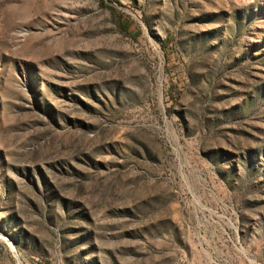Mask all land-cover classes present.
<instances>
[{
	"label": "rangeland",
	"instance_id": "1",
	"mask_svg": "<svg viewBox=\"0 0 264 264\" xmlns=\"http://www.w3.org/2000/svg\"><path fill=\"white\" fill-rule=\"evenodd\" d=\"M0 264H264V0H0Z\"/></svg>",
	"mask_w": 264,
	"mask_h": 264
}]
</instances>
